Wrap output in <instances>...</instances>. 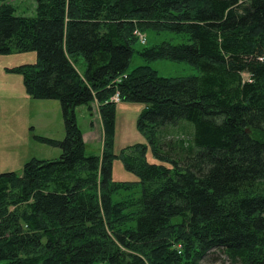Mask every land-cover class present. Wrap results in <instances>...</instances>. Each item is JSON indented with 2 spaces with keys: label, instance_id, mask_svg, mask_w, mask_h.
<instances>
[{
  "label": "trees",
  "instance_id": "1",
  "mask_svg": "<svg viewBox=\"0 0 264 264\" xmlns=\"http://www.w3.org/2000/svg\"><path fill=\"white\" fill-rule=\"evenodd\" d=\"M33 1L25 17L0 0V55L36 54L6 72L31 99L59 102L64 138L35 136L59 158L0 174V264H201L213 251L264 264V0ZM145 32L187 43L136 49ZM134 54L186 62L198 76L129 70ZM118 103L144 105L146 145L116 155ZM82 106L97 108L100 155L86 153ZM182 124L189 139H167ZM115 160L136 181H114Z\"/></svg>",
  "mask_w": 264,
  "mask_h": 264
},
{
  "label": "rangeland",
  "instance_id": "2",
  "mask_svg": "<svg viewBox=\"0 0 264 264\" xmlns=\"http://www.w3.org/2000/svg\"><path fill=\"white\" fill-rule=\"evenodd\" d=\"M17 9V16H35L33 0H11ZM186 38L169 32L155 34L145 32L138 34L136 49L151 47L163 42L171 44L187 43ZM36 62L35 53L0 55V174L14 172L22 175L23 166L31 159L56 160L61 151L58 148L41 144L34 139L35 136L61 141L64 138V125L61 107L56 100H34L24 91L22 78L19 75L9 74L6 69ZM147 64L134 54L131 58V68ZM159 76L165 78H185L198 76V71L186 62L170 60H156L149 62ZM77 70L83 73L85 63L79 58ZM243 79L248 80L244 75ZM144 105L138 103H118L116 105L113 152H119L134 144L146 145V140L136 128V120L143 110ZM76 122L83 134L86 153L100 155L103 149V127L97 108L91 112L86 107H78L75 111ZM187 128L182 131V128ZM192 128V126L190 125ZM190 128L181 125V128L171 130L167 139H189ZM182 131V132H179ZM147 162L158 164L150 150L146 155ZM112 179L116 182L136 181L135 176L126 172L119 160L112 164ZM201 264H230L226 257L219 251L209 253Z\"/></svg>",
  "mask_w": 264,
  "mask_h": 264
},
{
  "label": "built area",
  "instance_id": "3",
  "mask_svg": "<svg viewBox=\"0 0 264 264\" xmlns=\"http://www.w3.org/2000/svg\"><path fill=\"white\" fill-rule=\"evenodd\" d=\"M113 101L118 102V96L117 95L114 96Z\"/></svg>",
  "mask_w": 264,
  "mask_h": 264
}]
</instances>
